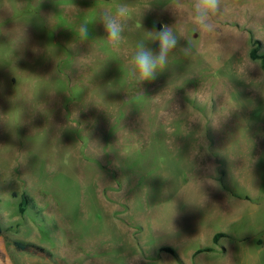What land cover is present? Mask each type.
<instances>
[{
	"label": "rangeland",
	"instance_id": "1",
	"mask_svg": "<svg viewBox=\"0 0 264 264\" xmlns=\"http://www.w3.org/2000/svg\"><path fill=\"white\" fill-rule=\"evenodd\" d=\"M197 2L0 0V264H264V0Z\"/></svg>",
	"mask_w": 264,
	"mask_h": 264
},
{
	"label": "clouds",
	"instance_id": "2",
	"mask_svg": "<svg viewBox=\"0 0 264 264\" xmlns=\"http://www.w3.org/2000/svg\"><path fill=\"white\" fill-rule=\"evenodd\" d=\"M217 6L218 0H198L196 3L195 20L202 29L211 28V25L208 23L209 17L216 11ZM126 13V9L119 8L116 11V16L123 18ZM107 28L110 38L118 40L121 31L120 24L116 20H113L108 22ZM157 38L160 45L158 55L154 56L151 52L141 49L134 56L136 75L141 81L151 79L158 69L166 65L168 53L177 43L176 36L168 28H162Z\"/></svg>",
	"mask_w": 264,
	"mask_h": 264
},
{
	"label": "trees",
	"instance_id": "3",
	"mask_svg": "<svg viewBox=\"0 0 264 264\" xmlns=\"http://www.w3.org/2000/svg\"><path fill=\"white\" fill-rule=\"evenodd\" d=\"M256 44L257 43L254 42V47L250 51L249 57L253 61H259L261 68L264 71V54L260 53V48ZM27 205H28V200L26 197H23V201L21 203L20 210L23 212ZM3 231H4V228H3L2 223L0 222V234H2ZM220 236L221 235H219V234L216 235L214 238V241H217ZM14 244L19 250H27L28 249V244H24L20 241H16Z\"/></svg>",
	"mask_w": 264,
	"mask_h": 264
}]
</instances>
